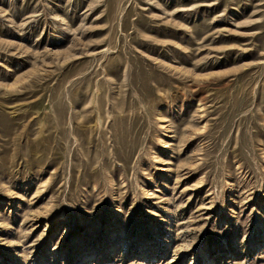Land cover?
Wrapping results in <instances>:
<instances>
[{
  "label": "rangeland",
  "instance_id": "1",
  "mask_svg": "<svg viewBox=\"0 0 264 264\" xmlns=\"http://www.w3.org/2000/svg\"><path fill=\"white\" fill-rule=\"evenodd\" d=\"M0 264H264V0H0Z\"/></svg>",
  "mask_w": 264,
  "mask_h": 264
}]
</instances>
